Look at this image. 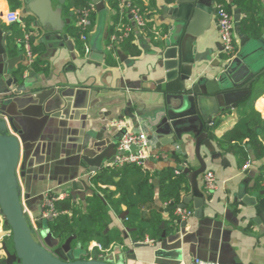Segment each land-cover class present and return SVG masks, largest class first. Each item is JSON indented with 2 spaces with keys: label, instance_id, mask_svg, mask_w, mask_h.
I'll return each instance as SVG.
<instances>
[{
  "label": "crops",
  "instance_id": "1",
  "mask_svg": "<svg viewBox=\"0 0 264 264\" xmlns=\"http://www.w3.org/2000/svg\"><path fill=\"white\" fill-rule=\"evenodd\" d=\"M60 1L53 0L55 8L63 9L66 0L64 5ZM102 1L105 11L97 10L92 15L93 27L88 40L90 55L87 57L83 42L67 33L69 26L79 33V11L67 15L63 10L64 20L69 21L64 29V35L68 39L63 40V47L58 45L51 49L37 19L30 23L23 19L30 13L24 14V10H19L22 22L8 25L3 17L12 9L7 0H0V31L4 35L5 49L6 39L17 29L31 34V45L36 49L34 68L30 67L23 76L27 89L20 93V97L23 96L24 100H15L10 106L0 105V117H12L23 131V136L20 137L23 146L21 161L24 160L26 151L29 159L27 179L20 178V185L22 201L26 205L29 222L35 233L39 231L44 242L47 239L53 245L60 244L46 227H39L40 223L46 226L45 220H48L44 215L46 195L64 194L77 202H83L92 190L99 192L92 184V179L113 161L107 159L100 170L90 172V166L83 160L82 154H79L82 141L90 136L92 145H100L97 152H92L91 158L103 152L113 157L111 145L117 143L124 132H144L151 140L153 157L144 167L134 166L154 177L155 203L164 209L165 228H162V224L159 240L147 236L145 240L137 241L125 227L128 210L123 205L122 215L111 213L112 223L108 231H119L121 241L109 242L106 247L102 244L106 249V261L111 259L112 264H192L195 259H200L206 264H264V198H261L264 197L261 194L264 188L258 191L254 187V178L258 168L264 164V158L258 161L251 156L244 164L249 163L250 167L244 170V166L241 168L239 163L238 151L233 146L222 148L218 143V139L239 122L241 113L250 108L252 91L240 99L235 108L225 113L221 111L222 107L214 115L215 107L218 106L213 107L214 116L209 132L212 147L203 145L201 149L208 166L207 172L199 177L200 188L205 195L202 214L197 215L199 204L191 201L186 210L193 215L187 218L178 216L180 220L177 227L168 230L166 222L170 220L171 208L159 199L162 187L160 175L168 169H174L176 174H180L181 171L185 173L187 168L194 171L200 166L195 155L194 140L161 145L163 136L154 132L163 107L157 91L166 89V84L161 83L165 78V71L160 65L161 52L166 49L169 39L174 38L176 43L181 36L174 34V22L168 17L169 7L176 4L177 0H136L144 8L142 16L146 24L152 26L150 30L160 41L159 44L148 36L146 29L135 27L126 10H120L119 20L114 22V11L107 6V0ZM129 1L135 6V0ZM226 2L230 3L231 0ZM208 4L213 8L218 5L216 0H209ZM262 4L264 14V0ZM229 12L235 22V41L238 47L236 53L230 56L221 52L220 30L216 14L213 15L212 23L204 36L193 42L192 54L205 56L204 61L195 64L193 80L202 77L217 79L227 60L259 46L251 40L244 42L246 36L239 33L240 23L245 18L240 10L233 7ZM126 16L130 24L124 23ZM126 26L133 29L130 36L134 37L133 44L139 49V55L129 54L121 45V40L113 42L111 39L112 36H120ZM100 29V39L95 42V35ZM20 41L21 39L18 43L23 48ZM110 46L113 48L109 49ZM95 47H98V51L94 50ZM26 62L28 58L24 52H20L15 58L6 55L4 69L15 78L16 68ZM4 86L5 82H0V88ZM11 89L15 90L16 87ZM1 97L0 94V100ZM254 107L264 118V95L255 102ZM5 110L8 113H4ZM254 130L264 143L261 128L254 126ZM184 143L185 149L182 147ZM207 173H212L215 177L213 189L206 184ZM187 177L189 190L184 195L183 202L192 191L189 175ZM248 178L250 180L246 182ZM76 182L79 184H75ZM101 187L107 189V186ZM115 190V187H109V191ZM245 196L254 198L256 203L247 205L244 203ZM115 197L118 198L119 195ZM146 214L147 212L144 213ZM46 232L50 235H43ZM164 232L166 242L163 241ZM11 237L10 230L0 224V264L2 261L6 262L3 246ZM42 239H39L40 242ZM94 243L100 242H91L86 247L88 255L85 257L93 255L89 248Z\"/></svg>",
  "mask_w": 264,
  "mask_h": 264
},
{
  "label": "water",
  "instance_id": "2",
  "mask_svg": "<svg viewBox=\"0 0 264 264\" xmlns=\"http://www.w3.org/2000/svg\"><path fill=\"white\" fill-rule=\"evenodd\" d=\"M91 1L96 5L98 11H105L102 0ZM208 1L177 0L176 4L169 7L168 17L174 22L172 31L174 34H181V36L176 43L174 38L169 39L166 49L161 52L160 65L165 71V78L161 83L166 84V89L157 91L163 101V107L157 119L158 125L154 129L155 133H160L164 138L160 142L161 145H173L184 140L195 141V155L200 166L194 171L188 168L185 170V174L189 175L192 191L179 208L186 209L189 203L194 201L199 204L197 215L202 214L205 200V195L200 188L199 177L204 175L208 169L201 149L203 145L212 147L209 132L213 116L217 115L218 110L222 107L223 113L235 108L240 99L249 95L255 81L264 74L263 30L261 37L257 40L248 37L244 39L246 43L251 40L258 43L259 46L245 53H240L234 59L227 60L220 77L214 80H210L208 77L193 80L195 64L205 60V56L192 54L193 42L204 36L212 23L213 15L217 12V9L211 7ZM60 3L64 5L65 0H61ZM25 4L24 14L30 13L37 19L45 33L44 39L48 42L49 47L51 49L58 45L63 47L65 45L63 40L68 39V36L64 35V29L69 24V21H65L63 18V9L61 7L55 8L53 0H25ZM100 36L101 29L94 38L95 42L99 41ZM94 50L98 51V47H95ZM6 55L4 35L0 31V82H5L4 88H0L2 95L0 105L10 106L16 102L15 100L19 99V102L24 100L22 99L23 96L20 97V93L25 92L27 87L24 83L19 85L17 78L6 73L4 69V57ZM13 86L16 87L15 90L11 89ZM216 105L218 108L215 107V113L212 115L213 107ZM1 112L0 114H2ZM4 113H8L7 110ZM22 136L23 131L19 129L12 117L9 119L0 117V209L5 219V225L11 228L14 246V252L9 251L7 244L3 246L6 263L112 264L97 258L91 260H72L73 258H69L73 251L74 236L62 245H53L47 239L43 243L35 238V230L24 211L22 201L20 178L27 179L29 159V153L26 151L24 160L21 161L23 146L20 137ZM79 146L81 148L79 154H82L83 160L88 163L92 173L100 170L105 160L114 161L117 153V143H113L111 145L114 152L113 157L103 152L91 158L92 152H97L100 145H92L90 136L82 141ZM182 147L185 149L186 144H182ZM245 173L249 174V171ZM249 180L248 178L246 182ZM75 184L79 183L76 182ZM261 194L263 195L264 192ZM244 203L252 205L256 203V200L245 196ZM180 224L185 225L181 222ZM162 228H165V224L162 225ZM46 234L50 235L48 232L43 233V235ZM163 241H167L165 232Z\"/></svg>",
  "mask_w": 264,
  "mask_h": 264
},
{
  "label": "trees",
  "instance_id": "3",
  "mask_svg": "<svg viewBox=\"0 0 264 264\" xmlns=\"http://www.w3.org/2000/svg\"><path fill=\"white\" fill-rule=\"evenodd\" d=\"M12 10H24L26 8L23 0H7ZM171 0L170 2H172ZM217 4L225 6L230 11L235 7L245 16L240 23L239 33L252 40L261 37L264 29V14L262 11V0H216ZM93 2L91 0H66L63 10L67 15L88 8ZM135 6L140 8L143 13L144 8L135 0ZM107 6L114 11V22L119 20L120 0H107ZM27 23L36 22L33 15H25L23 18ZM124 23L130 20L126 16ZM150 24L145 28L148 36L156 41H160L152 34ZM112 30L110 33H112ZM79 31V30H78ZM164 32V31H163ZM67 33L79 38V33L72 26L67 27ZM78 33V34H77ZM164 34V33H163ZM24 38L22 29L12 34L6 39V49L9 58H15L20 52H26L18 40ZM120 38V37H119ZM121 45L129 54L136 56L140 54L139 49L133 44L134 37L123 38ZM119 41V40H118ZM238 47H236L237 50ZM33 54L36 55V49L32 47ZM225 59H227L225 57ZM34 63L20 64L14 71L15 78L23 84V76L30 67L34 68ZM252 95L250 108L241 113L239 122L235 127L218 139L222 148L233 146L240 156L239 163L241 168L252 156L255 160L264 158V143L260 135L254 130V126L261 128L264 134V118L255 110V102L264 95V74L261 75L252 86ZM240 107V106H239ZM229 111V110H228ZM154 177L134 165L125 164L121 167H105L96 173L92 179V184L99 192L92 190V193L86 197L85 201L77 202L72 197H66L57 200L54 204L57 215L46 221V226L39 224L41 229H48L60 244H64L70 237L74 236L72 247L79 243L82 247H87L91 242L98 241L106 247L109 242L121 241V234L116 229L108 231L112 223L111 213L122 215V206H127L128 214L125 220V227L137 241H143L147 236L159 240L161 238V225L165 222L163 218L164 209L155 203L156 192L153 185ZM255 190L260 191L264 188V164L258 168L257 176L254 178ZM162 184L159 192V199L167 203L171 208L170 220L167 223L168 230L177 227L180 220L176 210L183 202V197L189 190L188 177L184 172L176 174L174 169H168L160 175ZM101 186H107L102 189ZM109 187H115L116 190L111 192ZM119 195V197H115ZM261 198H264L261 196ZM147 212L146 215L144 213ZM6 229L11 231L9 226ZM108 234V235H107ZM7 247L10 252H14L12 237L7 241ZM82 260H89V257H82ZM72 260H77L73 258ZM79 260V259H78ZM1 264H6L2 261Z\"/></svg>",
  "mask_w": 264,
  "mask_h": 264
},
{
  "label": "built area",
  "instance_id": "4",
  "mask_svg": "<svg viewBox=\"0 0 264 264\" xmlns=\"http://www.w3.org/2000/svg\"><path fill=\"white\" fill-rule=\"evenodd\" d=\"M121 11L126 10L136 28L143 29L146 26V22L142 16L140 9L133 6L129 0H120ZM217 12V23L220 30L221 37V52L233 56L236 53V41H235V22L231 15V13L225 8L223 5L216 6ZM97 11V7L95 4H91L88 8L80 10L78 12V22L77 27L79 30V39L83 42L85 46L86 56L90 55V48L88 46L89 33L93 27L92 15ZM4 21L8 25H15L22 22L21 20V12L19 10H11L4 17ZM133 32L132 27L126 26L122 31L121 35L112 36L111 39L113 42H117L120 39L128 38ZM120 37V38H119ZM31 34L28 32H24V38L21 39L20 44L23 46L26 56L28 58L29 65L34 63V54L31 45ZM113 47L110 46L109 49ZM151 140L147 134L144 132H133L126 131L122 134L119 141L117 142L116 150L117 153L115 155V160L109 165V167H121L123 165H136L139 167H144L152 157L153 154L150 150ZM250 167L249 163L244 166V170H248ZM206 184L208 188L213 189L215 187V177L212 173L206 174ZM67 195H46L44 197V215L47 219L54 218L57 213L54 208V204L57 200L65 199ZM24 205V211L27 214L28 211L26 209V205ZM177 215L182 218H187L193 215L192 212L181 209L178 207ZM28 215V214H27ZM29 217V216H28ZM0 224L5 225V219L0 209ZM10 236H12V231H10ZM89 252L93 253L92 256H89V260L97 258L101 260H106V249L100 243H94L90 248ZM192 264H206L200 259H195Z\"/></svg>",
  "mask_w": 264,
  "mask_h": 264
},
{
  "label": "rangeland",
  "instance_id": "5",
  "mask_svg": "<svg viewBox=\"0 0 264 264\" xmlns=\"http://www.w3.org/2000/svg\"><path fill=\"white\" fill-rule=\"evenodd\" d=\"M96 36V35H95ZM47 220H45L46 222ZM39 231L35 233V238L37 240L39 239H42L40 236H39ZM40 241V240H39ZM42 242L44 243L43 239H42ZM87 249L86 247H82L79 243H77V245L75 247H73V251L71 252V254L69 255V258H76L77 260L78 259H81L82 257H85L87 256ZM109 263H113V260L109 259L108 260Z\"/></svg>",
  "mask_w": 264,
  "mask_h": 264
}]
</instances>
